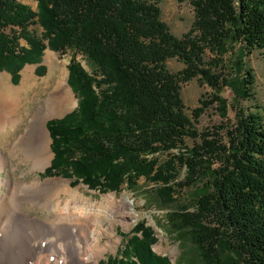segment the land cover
I'll return each instance as SVG.
<instances>
[{"label":"trees","instance_id":"trees-1","mask_svg":"<svg viewBox=\"0 0 264 264\" xmlns=\"http://www.w3.org/2000/svg\"><path fill=\"white\" fill-rule=\"evenodd\" d=\"M25 1L0 0V72L18 84L27 65L45 74L46 50L74 55L78 107L47 123L55 157L45 176L103 194L144 178L166 206L191 188L192 204L168 214L178 264H264V108L248 63L256 51L264 58V0H177L194 11L182 37L162 20L163 0H36L37 10ZM174 59L179 72L167 66ZM194 79L211 92L190 117L182 88ZM210 107L221 122L199 131ZM123 238L105 264H174L144 222Z\"/></svg>","mask_w":264,"mask_h":264},{"label":"rangeland","instance_id":"rangeland-1","mask_svg":"<svg viewBox=\"0 0 264 264\" xmlns=\"http://www.w3.org/2000/svg\"><path fill=\"white\" fill-rule=\"evenodd\" d=\"M24 3L37 10L38 3L36 0H26ZM160 8L162 20L169 26L175 36L182 37L190 30L194 21V11L189 3L163 0ZM37 32L41 33V29H37ZM73 58L74 55L70 52L60 55L48 49L40 63L45 67V74L43 76L37 75L36 69L39 65H27L21 71V79L18 84L12 82L10 74L5 71L0 72V82L3 80L7 82V87L0 86V95L4 96L3 99L6 103L15 106L13 118L19 124L18 129L11 137L9 136V140L5 145L9 147L15 142H22V151L18 152L12 161L15 169L7 168L2 176L7 179L23 180L27 183L26 187H21L18 190L13 189L9 195L8 205L12 212L0 224V264H23L29 256L30 244L35 236L33 228L25 219L24 213L46 221H52L56 217L55 212H48L46 209L34 206L36 202L48 194L46 190L51 184L50 180L56 179H59L61 184L65 182L69 189L68 194H63L57 200L61 201L62 208L71 207V209L99 212L106 215V218H101L96 224L85 222L86 218H83V223L98 225V228L103 227L110 230V236H101L96 245L91 242V248L88 250V253H90L98 244L107 248L105 256L99 264H105L110 257L116 256L122 251L124 248L123 235L130 234L132 229L140 222H144L155 231L158 243L154 246V251L160 256L168 257L174 264H178L183 257V243L179 241L177 235L170 232L168 214L173 211H182L192 204L194 191L191 188L181 190L176 202L166 206L161 203L157 196V190L160 187L144 178L138 182L136 189H129L124 186L120 192L103 194L91 190L83 183L75 185L73 180L71 181V179L63 176H45L46 170L51 165L46 167L45 170L34 168V159H31V153L28 151L25 140L28 137L31 124L37 118H44L47 115L48 111L45 106L48 99L50 97L68 96L71 98V103L61 114L44 120L45 123L61 117L64 118L69 112H74L78 107L77 96L68 84V67ZM76 59L90 71L81 56ZM248 63L257 78L256 103L264 108V58L256 51L249 57ZM167 66L172 72H179L183 69V64L175 59L168 61ZM28 71H30L32 79L26 76ZM210 92V88L200 84L197 79L183 86L182 99L188 116L191 117L192 111L200 107V100L209 98ZM223 96L231 102L232 94L228 90L224 91ZM220 122L221 119L215 107H210L202 115L196 127L199 131H203L219 125ZM50 139V149L52 151L53 140L51 134ZM186 145L191 147L193 143L187 140ZM166 159L167 157H160L162 161ZM33 184L37 186H32ZM112 212L116 214L112 215ZM66 234L71 237L75 235L73 230L67 231Z\"/></svg>","mask_w":264,"mask_h":264},{"label":"bare ground","instance_id":"bare-ground-1","mask_svg":"<svg viewBox=\"0 0 264 264\" xmlns=\"http://www.w3.org/2000/svg\"><path fill=\"white\" fill-rule=\"evenodd\" d=\"M26 76L32 77L30 71ZM6 84L7 82L4 80L0 82L1 87H7ZM3 97L0 95V224L12 212L8 205L12 190L27 186L23 180L7 179L2 176L7 168L15 169L12 161L18 152L22 151V142H15L9 147L5 145L9 136L11 137L18 129L19 124L13 118L15 106L6 103ZM70 103L71 98L68 96L50 97L45 106L48 111L47 115L44 118H37L31 124L25 144L31 153V159H34L35 169L45 170L52 164L54 158L50 149V131L48 132L47 123L44 120L61 114L70 106ZM50 182L51 184L46 190L48 194L36 202L34 206L46 209L48 212H55L56 217L52 221H46L24 213L25 219L33 228L35 238L30 244L29 256L23 264H99L105 256L107 248L98 244L90 253L88 250L91 248V242L96 245L101 236H110V230L103 227L98 228V225L83 223V218H86L85 222L96 224L106 215L99 212L71 209V207L62 208L61 201L57 200L63 194H68V186L65 182L61 184L59 179L50 180ZM32 186L37 185L33 184ZM1 192L3 193L1 194ZM115 214L112 212V215ZM69 230L74 231L73 237L66 234Z\"/></svg>","mask_w":264,"mask_h":264},{"label":"water","instance_id":"water-1","mask_svg":"<svg viewBox=\"0 0 264 264\" xmlns=\"http://www.w3.org/2000/svg\"><path fill=\"white\" fill-rule=\"evenodd\" d=\"M47 128V127H46ZM47 130H48V128H47ZM48 132H49V130H48ZM50 133V132H49ZM53 156H54V153H53ZM72 181V180H71Z\"/></svg>","mask_w":264,"mask_h":264},{"label":"crops","instance_id":"crops-1","mask_svg":"<svg viewBox=\"0 0 264 264\" xmlns=\"http://www.w3.org/2000/svg\"><path fill=\"white\" fill-rule=\"evenodd\" d=\"M41 65H42V64H41ZM69 113H70V112H69ZM69 113H68V114H69ZM62 118H63V117H61V118H58V119H62Z\"/></svg>","mask_w":264,"mask_h":264}]
</instances>
